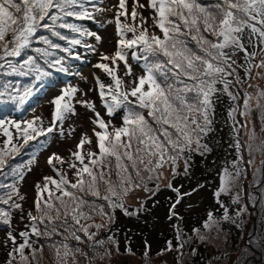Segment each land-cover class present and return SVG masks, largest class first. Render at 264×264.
I'll list each match as a JSON object with an SVG mask.
<instances>
[{"label":"snow or ice","instance_id":"6c2138e0","mask_svg":"<svg viewBox=\"0 0 264 264\" xmlns=\"http://www.w3.org/2000/svg\"><path fill=\"white\" fill-rule=\"evenodd\" d=\"M126 5L127 0H119L120 11L115 13V31L119 39L114 55L109 57L100 53L101 59L111 61V64L94 65L112 81L105 85L96 78L102 107L109 117L121 113V123L116 126L111 120L106 121L96 111L94 102L76 100L94 113V118H90L94 127L92 136L83 134L76 145L77 150L71 153L79 162V166L69 164L75 169V182L69 180L66 174H59L58 170L59 179L45 176L44 184L36 185L33 200L36 215L32 211L27 212L29 223L26 230L17 234H13V210H18L23 218L24 208L23 204L15 201V197L21 201L25 197L20 194L15 182L0 183V189L6 190L0 192V224L8 226L5 246L11 245L6 264H39L45 248L54 252V264H67L69 256L74 264H79L77 255L91 264L93 257L85 251V246L93 252L97 246H104L105 241L96 238L104 225L82 224L81 221L93 220L96 215L107 216L111 221L106 208L122 209L126 215L136 214L129 213L125 208L124 195L133 188L144 187L145 181H159L165 170L175 176L181 160L187 173L186 154L197 152L204 155L210 151L203 140L213 130L214 99L218 98L217 94H226L234 102L240 99L239 91H230L231 87L244 82L237 68H243L246 75H251L253 68L260 69L256 75L264 79V57L259 63H253L260 53H264V0H145L144 3L133 0L130 15L133 22L140 16L139 31L136 26L121 21L122 16L127 19L129 15ZM138 8L144 12L150 10L151 15L138 13ZM107 10L95 8L97 12ZM70 18L83 20L94 19V16L83 0H0V104L11 103L17 111L23 110L49 86L46 81L53 75L51 70L67 73L65 57H58V51L80 59L79 54L73 56L72 49L81 45L82 41L61 30L80 36H94L97 43L101 42V36L71 22ZM149 19L159 35L148 34ZM246 32L247 45L258 48L259 52L248 50ZM128 33L132 34L130 38ZM53 38L65 41L68 46L62 47ZM85 47L93 53L97 52L92 45ZM240 53H243L244 64H238ZM129 56L141 67L142 74L133 73L128 63ZM117 61L123 62V76L117 74ZM6 77L28 78V82L21 83ZM125 77L131 79L125 80ZM218 84L222 88H218ZM79 92L80 89L72 86L61 90V94L53 99L54 111L46 129L36 126L40 117L24 121L23 127L21 123L8 122L20 133L22 143L14 144L12 133L4 128L7 140L0 148V176L5 175V169H8L10 174L23 180V174L17 166L10 164V159L19 155L30 141L52 133L58 126L63 135L64 121L76 115L73 100ZM252 99L249 93L244 92L243 110L239 104L229 110V116L234 121L238 156L231 163V171L228 167L223 169L220 187L215 193L217 203L223 208V220L231 217L220 196L235 190L240 177L247 174L241 169L244 161L241 149L246 147L250 156L253 152L251 143L242 144L239 130L235 127L239 125L240 129H245L249 141L256 139L253 121L236 120L237 113L245 118L251 117L254 111L250 103ZM255 101V109L261 111V120L264 121V89L257 92ZM249 123H252L251 129L248 128ZM4 124L5 121L0 120V128ZM261 131L264 132V126ZM85 144H94L96 150L82 154ZM261 145L264 151V141ZM54 158L64 162L62 157L53 153L48 158L49 165L53 164ZM252 163L251 159L247 161L248 165ZM101 183L106 185L103 196ZM167 187L172 188L171 182ZM173 190L179 192L178 189ZM241 191H236L233 203L239 204ZM88 196L94 199L89 200ZM99 200L104 203H97ZM179 202L180 197L176 203ZM246 210V207L240 208L236 215ZM172 214L175 215V212ZM93 227L96 232L90 231ZM203 227L219 229V221L213 213L208 214ZM193 231L200 239H206L199 229ZM177 239L181 240L179 229ZM70 241H74L75 245ZM109 241L115 243L111 237ZM179 247L183 249L184 243L181 242ZM115 250L119 253L118 245ZM167 250H172L171 241ZM127 251L132 254L130 249ZM105 255L111 256L112 251L106 249L100 259L103 260ZM144 255L147 257V250Z\"/></svg>","mask_w":264,"mask_h":264},{"label":"rangeland","instance_id":"374dc122","mask_svg":"<svg viewBox=\"0 0 264 264\" xmlns=\"http://www.w3.org/2000/svg\"><path fill=\"white\" fill-rule=\"evenodd\" d=\"M144 2L145 0H140V3ZM118 3L119 0H95L93 2L85 4L89 12H91L94 16V19H92L93 23L87 24L85 20H81L80 22L76 23L85 30H91L92 32L98 34L102 39L100 43H97L95 37L87 36L84 41L83 48L89 51V54L85 56L87 59V63L85 67L81 65L80 72L77 70V68L72 71L73 74L77 72L78 73L73 76L70 81L75 85L78 84V87L76 88L80 89V92L77 93V96L73 100L76 115L70 116L69 119L64 121L62 127H66V129H64L63 135H61L59 129L57 134H46L47 138L51 137L49 143L46 144L43 151L39 149L36 155H34V164L31 166V170L27 173V177L25 176L26 181L21 188V191L25 195L24 197L27 199L28 203L31 202V204H33L36 192L32 189V187L35 182H37L41 186L45 182L44 175H46L47 169L49 167V164L47 162L49 156H51L53 153H56L63 159L71 157L73 144L76 141L80 140L83 134L92 136L91 130L94 127L90 119L92 118V116H90L87 108L81 104L78 105L79 103H76V100H84L86 96H89L91 98V102L95 103L96 110L100 112L101 117H107L105 120H111L112 123L116 126H119L121 123V121L119 124L113 121L117 117H109L104 112V108L97 99V95L95 91H93L92 87V73L96 68L93 64L97 61L102 60L100 57V53H104L109 57L113 56L114 50L117 46L116 41L119 39V37L117 36L115 31V13L117 11H120ZM132 3L133 0H127L126 7L128 8L129 15L127 19L122 16L121 21L128 25L136 26L139 31L138 26L140 24V16L138 15L136 21L133 22L130 15ZM97 7L106 8L108 10L104 12H97L95 11V8ZM137 11L138 13L142 12L145 16L151 15V12H149L150 10L144 12L143 10L138 8ZM109 21H111V23ZM147 27L149 35H152L153 33L159 35L158 29L155 28V25L152 24L150 19L148 20ZM131 35V33H128L129 38L131 37ZM85 45H92L97 49V52L93 53L90 49L86 48ZM36 46L41 47V45ZM72 51L78 52L79 47H74ZM257 52H259V49L257 50ZM261 57H264V53H260V55L255 58L253 63H259ZM134 63H136V61H134ZM64 66L68 69L67 62H64ZM51 71L53 72L54 77H58V75L61 74L55 72V70ZM258 71H260V69L253 68L251 75H246L244 69L242 68V74L244 75V77L242 76V80L244 82L241 84V87L239 89L242 92V95L240 94V99L238 101H235L236 104H239L241 106V110H243L242 105L244 92L249 93L253 97V99L250 101L254 109L251 117L245 118L237 113L236 120L245 121L246 119H248L250 121H253L255 124L256 139L254 141H249L247 131L245 129H240L239 125H236L237 129L239 130V139L241 140L242 144L251 143L253 152L250 156L246 147L241 149L244 157V161L241 163V169L242 171H246L247 174L240 177L238 187L231 193H229V203L224 199H220L224 201L226 206H228L231 219H222L223 208L219 210V204L215 200V193L220 187V175L223 172V170L221 169H223V167H226L224 163L222 164V162H225V159L223 157L227 156L228 153L233 151L232 137L230 145L227 146L229 143V129L227 127L229 120L227 111H225V106H222L221 102L218 101V103H214L215 111L213 116V123L217 126V128L213 130L207 140L208 144L214 145V152L211 153L208 158H216L210 159V161L213 162V167L211 170L205 167L204 171L206 172L205 176L207 177V179H205L204 181L201 180L198 185H195L196 187H198L197 189L195 187L194 189H192L191 186L182 187L177 184L179 182L178 177L174 178L168 170H165L164 175L159 179V181H149V188L146 185L148 181H145L144 187L134 188L133 190H130L126 195H124V197L126 196L125 198L123 197L124 202H126L128 206L133 208L132 212H140L141 209H143L148 204V202L151 201V198L155 200L153 206L154 208L159 200L169 199L173 203L174 200H177L180 196V202L178 204L175 202V208L173 209L172 207L171 209L172 213L173 211L175 212V215H173V217L171 218H164L162 224L158 225L156 229L160 230L161 232H164L165 230H171L175 224L178 225L177 217L179 216L182 218V221L180 220V225L182 226L183 230L181 240L177 239L176 243L173 244L174 242L169 239L172 243V250L168 251V241H166L165 235L169 233H165L163 234L165 238L162 240V244L164 242L163 248L160 249L162 247L161 244L160 247L155 248L156 250L153 249L154 252L151 254V256L147 255L146 257L144 253L147 250L146 246H149L147 240L151 238V236H147L143 239H135V241L131 245V250L128 247L127 243L128 241L130 243L129 239L130 237H132L133 233H131L130 235L128 234L129 232H125L124 236L122 237V239H124L123 244L119 248V250L124 248L123 250L117 253L115 250L116 248L113 247L110 249L112 251V255H105L104 259L101 260L100 256L105 253V249H102V252L99 251V254L101 253V255L92 259L94 260V263L91 262V264H248L246 263V261L248 260H251V264H264V225L259 230H255L256 227H254V221H256L255 212H258L259 209L264 208V163H262V161H264V151L261 150V141H264V132L261 131V127L264 126V121L261 120V111L255 109V96L260 89H264V79H261L256 75ZM117 74L123 76L124 68H119ZM130 79L131 77H125V80ZM110 83H112L111 77L107 85ZM249 85H252V87H249ZM237 86H240V84L234 86L236 92ZM59 88V86H55L49 91L46 90L44 92H47L46 98L58 95L60 93ZM50 108V103L41 101L39 105L29 109L23 119L17 121L11 119L10 121L21 123V126H24V121L33 120L35 117H40L41 120L36 121V126L44 128L48 124L47 117L48 109ZM119 115L121 117L122 114L119 113ZM10 126L14 127V125L12 124ZM251 127L252 123H249L248 128L251 129ZM72 129H74V131H72ZM0 131L4 133V128ZM85 147L94 148V146H90L88 144H85ZM250 159L253 160V163L251 165H248L247 161ZM20 160V156H16L14 159H10V164L12 166L18 167ZM56 160L57 159L55 158L53 159V161ZM234 160L235 159H233L232 161ZM232 161L230 163H232ZM210 165L211 164H208V166ZM19 167H21V165ZM26 167L27 164L25 168ZM182 169H184L183 160L179 162L177 170ZM257 169H260L261 171H257ZM5 173V175L0 176V183H9L10 177L13 176L12 174H10L8 169H5ZM68 174L72 175L73 173L69 171ZM41 176L44 177L39 178ZM1 178L3 180H1ZM55 178L57 179L56 176ZM114 178L115 177H113V179ZM183 180L184 182L186 181L185 179ZM169 182L175 184L173 188L178 189L179 192L173 193L170 189H168L167 184ZM28 183H30L29 187L27 186ZM157 185L159 186L157 187ZM145 188L147 190H145ZM201 189H205L203 195H201L199 192ZM100 191L102 196L106 194V185H104L103 183H101L100 185ZM236 191H241V198L238 204L240 205L239 209L244 207L247 208V210L241 212L239 216L236 215L239 209L234 211L232 208L236 205L232 201V197L235 196ZM185 193L191 194L185 195ZM252 195H254L255 197H253ZM194 196L197 198V201L195 200ZM257 196L259 197L258 200H256ZM86 198L89 200L94 199L91 196H88ZM97 203L103 204L104 201L99 200L97 201ZM22 204L23 208L27 212V210H29L28 204L25 201H23ZM256 205H258L257 208H255ZM211 206H214V209H208ZM85 211H87V209H85ZM210 212L213 213V215L219 221V229L208 230L203 227L204 222L207 220L208 214ZM198 214H200V218L197 222H195V224L193 222L192 224H189L187 226L185 225V223H188L190 217H193L194 221L195 217ZM155 217H164V211L162 209H158V211H155L153 214V220L155 219ZM81 223L86 224L82 221ZM89 223L103 224L104 227L101 228V230L103 231L106 229L108 224L111 223V221L108 220L107 216L96 215L93 220L88 221V224ZM14 226V228L23 227L26 230V225L21 222H17ZM193 229H199L200 234L206 237V239H200L197 236V233L193 231ZM226 229L230 231H227ZM186 232H189L190 234L186 235ZM96 238L102 239L100 236H97ZM181 242L184 243L183 249H180L179 247ZM193 245H196L197 250L199 248L201 249V254L199 256H193ZM128 249L131 250L132 254H129V252L127 251ZM85 251H87L89 253V256L91 257L95 255V253L87 246H85ZM77 256L81 259H84L79 264H89V261L87 259L79 255ZM54 257V252L46 249L43 253V258L39 261V264H48L49 259ZM67 264H74L71 256L67 258Z\"/></svg>","mask_w":264,"mask_h":264},{"label":"trees","instance_id":"16d2710c","mask_svg":"<svg viewBox=\"0 0 264 264\" xmlns=\"http://www.w3.org/2000/svg\"><path fill=\"white\" fill-rule=\"evenodd\" d=\"M83 20H86L87 22L91 21V19H83ZM70 21L73 22V23H78L81 20H76L74 18H70ZM61 31L64 32L66 35H69L70 37H74V38L80 39L82 41L81 45H78V46H75V47H79V50L80 49H84L83 48L84 41H85V39H86V37L88 35L80 36L79 34H74V33L67 32V30H61ZM91 37H94V36H91ZM53 39H54V41L56 43L61 44L62 47H67L68 46L65 41H60V40H58L56 38H53ZM245 45L248 47V50L250 52L258 50V48L254 49L251 46L247 45V32L245 33ZM72 52H73V55H74V53L76 51H72ZM85 52H86V49H85V51L83 53H81V55H83ZM31 54L35 55V53H31ZM56 55L58 57H60V56L65 57V60L66 59H70V58H71V60H73L72 57H69L68 54H66L64 52L58 51L56 53ZM237 61H238V64H244L245 63L243 53L239 54V56L237 57ZM118 62L119 61H117V63ZM97 63H109V64H111V61L104 62V60H100V61L95 62L93 65H95ZM76 65H79V64L76 63ZM131 66H132V71H133L134 74H137V75L142 74V69H141L140 66L139 67H134L133 65H131ZM237 71L239 72V75H240V77L242 79V76L244 77V75L242 74V68H237ZM96 72H97V77L99 78V81L104 83L105 85H107V83L110 80V77L104 71H100L99 68H96ZM69 73H71V71L67 72V74H69ZM51 77H54V75H52ZM229 79H232V77H229ZM53 80H56V78L54 77ZM70 86L76 87L75 84H71ZM98 87H99V85H98ZM217 87L218 88H222V85L218 84ZM240 87H241V84H240V86H237V91H239L240 94L242 95V92L239 90ZM230 91H232L233 93H236L235 87L234 86L231 87ZM217 95H218V98L214 99V103H218V101H219V102H221L222 106H225V111H227L228 120H229L228 124H227V127L229 129V136H228V142L229 143H228L227 146H229L230 143H231V137H232V140H233V144H232L233 151L228 153L227 156L223 157L225 159V162H222V164L224 163V165H226V167H228L229 170L231 171L232 167L230 166L231 165L230 162L233 159H236V156H237L238 153H237L236 148H235L236 136H235V132L233 130L234 121H232V118L229 116V110L233 106H235L236 102L232 101L226 94H217ZM85 99H86V101H88L91 98L90 97H86ZM225 116H226V112H225ZM212 127H213V130L217 128V126L214 123H213ZM235 127L237 128L236 125H235ZM8 130L12 133L13 137L15 135L18 138L13 143L14 144H19V141H22L21 139H19L20 133H18V134L15 133V131H17V130L14 129V128H9ZM213 130L203 140V143H206L208 145V147L210 149L209 152L205 153L204 155H200L197 152H192L190 154H186L188 156V171H187V173H185L184 169L177 170V174L175 176H173L174 178L178 177V181L179 182L177 184L179 186H182V187L183 186H186V187L191 186L192 189H194V187L197 189L198 187H196L195 185H198V183L201 180L204 181L205 179H207V177L205 176L206 172L204 171L205 167L208 168L209 170H211L212 167H213V164H212L213 162L210 161V159L211 158H216V157L208 158V156H210L211 153L214 152V145L208 144V141H207L208 137L213 132ZM6 140H7L6 136L0 131V148L4 147ZM84 153L85 152L82 151V154H84ZM29 161H31V160H29ZM29 161H27L26 164H28L30 166L32 163H29ZM70 163H76L79 166V162L75 161V158H74L72 161H64L63 163H60V169H62L68 175L67 178L69 180H71L72 182H75L74 175L73 174L72 175L68 174L69 171H71L72 173H74V171H75V169L69 167ZM208 164H211V165L208 166ZM224 168L225 167H223V169ZM223 169H221V170H223ZM65 173H61V174H65ZM58 176H59V174H58ZM183 179H185L186 181L184 182ZM1 180H3V179L1 178ZM14 182H15L16 187L19 189V192H20V187H21L22 180H19L18 176H14L13 175L12 177H10L9 183H4V184H12ZM146 185L149 188V181H148V183H146ZM174 185L175 184H172V188L168 187V189H170L173 193L176 192V191L173 190V189H175V188H173ZM154 189H155V186H154ZM3 191H6V190L5 189H0V192H3ZM199 192H200L201 195H203L204 192H205V189H201ZM257 195H259V194H257ZM221 196L222 197H220V199H224L225 201H227L229 203V198H230L229 194H221ZM252 196L255 197L254 195H252ZM194 198L197 201V198L195 196H194ZM258 199H259V197L257 196L256 200H258ZM215 200L217 201V197L216 196H215ZM15 201L17 203H21L22 204V201L18 197H15ZM176 201L177 200L175 199L174 202L172 203V201L169 200V199H162V200H159L157 202V205L153 208L155 200L153 198H151V201L148 202V204L143 208L145 210L141 209L140 212H138V211L132 212L133 208L128 206V204H126V202H124V199H123L124 206H125V208H127L128 212L136 213V214H130V215H126L125 212L122 209H119V208L106 209L107 212H109L111 217H112L111 223L108 224V226L106 227L105 230L102 231L101 229H99L98 236H100L105 241V244H104L103 247H100V246L96 247V251H94L95 255L92 256L93 259L101 255V253L99 254V251L102 252V249L106 250V249H111L113 247L116 248L117 245L120 248L122 246V244H123V241H124V239H122V237L124 236L125 232H129L128 234H130V235H131V233H133L132 237H130V239H129L130 243H129V241L127 243L128 247L130 249H131V245L133 244L135 239H143V238H145L147 236H151V238H149L147 240V242L149 244V246H147L148 256H151V254L154 252L153 249L156 250L155 248L161 246L162 240L165 237H166V241L169 242L171 240L172 242H174L173 244H175L176 240H177V236H176L177 229H179L180 236H182V231L183 230H182V226L180 225V220L182 221L181 217H179V216L177 217L178 218V225L175 224L174 227L171 230H169V231L165 230L164 232H161L160 230H157L156 228H157L158 225L162 224L164 218L173 217L171 209H172V207H173V205L175 204ZM222 202L224 203V201H222ZM0 206H2V205H0ZM239 206L240 205L236 204L232 208H233L234 211H236V210L239 209ZM3 207H6V206H3ZM257 207H258V205L255 206V208H257ZM158 209L159 210L162 209L164 211V217H159V218L155 217V219L153 220V214H154L155 211H158ZM208 209H214V206H211ZM218 209L219 210L222 209L220 207V205H219ZM13 211H14V217L16 215H19V218H21L22 214L19 211H15V210H13ZM29 211H32L33 215H36L35 211L33 210V205L29 206ZM26 214L27 213L24 211L23 218H21L24 225H27L26 221H28ZM199 218H200V214H198L195 217L194 221H193L194 218L190 217L189 220H188V223H185V225L187 226L189 224H192L193 222L195 224V222H197L199 220ZM255 220H256V221H254V227H256L255 230L256 229L259 230L264 225V208L263 209L261 208V209L258 210V212L257 211L255 212ZM82 222L88 224V221H83L82 220ZM89 224H91V223H89ZM0 226L5 227V229H6V230L4 229L5 231H1L0 232V264H6V261L8 259V252L11 250V245L8 244V246H5V242L7 241V227L8 226L3 225V224H0ZM24 230L25 229L23 227L14 228V233L13 234H17L19 231H24ZM226 230L230 231L228 229H226ZM90 231L91 232H96L97 229L95 227H93V228L90 229ZM165 233L166 234L169 233V234L165 235V237H164L163 234H165ZM188 234H190V233L186 232V235H188ZM130 235H128V236H130ZM109 237H111L112 240L115 241V243L110 242L109 241ZM18 239H19V237H18ZM56 239H60V238L56 237ZM244 242H246V241H244ZM70 243L72 245H74L75 242L74 241H70ZM163 246H164V242H163L162 247L160 249H162ZM193 247H194L193 249L195 250V251H193V256H195V257L199 256L201 254V249L198 247L199 249L197 250L196 245H193ZM46 249H48V248H45V250ZM123 249H120L119 251H121ZM30 259H31V257H30ZM77 259H78L79 263H81L82 260H84V259H81L78 256H77ZM54 260H55V257L54 258H50L48 264H54ZM250 261L251 260H248V261H246V263L251 264ZM91 262L94 263V260H92Z\"/></svg>","mask_w":264,"mask_h":264}]
</instances>
